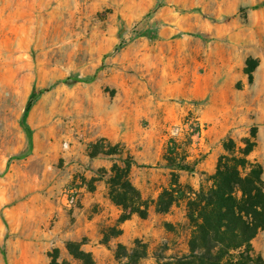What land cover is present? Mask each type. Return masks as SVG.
Segmentation results:
<instances>
[{
	"label": "rangeland",
	"instance_id": "374dc122",
	"mask_svg": "<svg viewBox=\"0 0 264 264\" xmlns=\"http://www.w3.org/2000/svg\"><path fill=\"white\" fill-rule=\"evenodd\" d=\"M122 117L128 147L99 135ZM252 128L264 170V0H0V264H80L68 243L95 264L135 241L140 264L187 254V202L155 203L174 181L206 187ZM101 140L107 170L88 156ZM126 159L145 219L109 199ZM252 246L264 259V232Z\"/></svg>",
	"mask_w": 264,
	"mask_h": 264
},
{
	"label": "trees",
	"instance_id": "16d2710c",
	"mask_svg": "<svg viewBox=\"0 0 264 264\" xmlns=\"http://www.w3.org/2000/svg\"><path fill=\"white\" fill-rule=\"evenodd\" d=\"M197 133L198 128L191 136ZM103 143L106 141L88 147L90 159L117 155L113 151L116 146L109 144L110 151L100 152ZM241 145L238 147L231 138L223 141L224 154L217 161L214 175L207 178L206 187L201 186L199 192L190 189L185 192L174 181L160 195L155 203L156 213H167L175 202H187L190 235L187 254L169 258L156 254L153 257L156 264H264V259L252 246L255 238L264 232V170L254 158L256 128L251 129ZM122 162L123 169L117 165L112 167L111 174L115 178L107 182L109 199L124 212L123 221L133 215L145 219L148 204L129 180L130 168L135 163L131 159ZM175 169L193 173L188 166H175ZM66 250L80 264H95L90 254L81 251V244L68 243ZM147 256L146 247L139 241H135L131 250L118 245L115 252L117 264H140ZM50 259V264H58L56 253Z\"/></svg>",
	"mask_w": 264,
	"mask_h": 264
},
{
	"label": "crops",
	"instance_id": "0c3cea01",
	"mask_svg": "<svg viewBox=\"0 0 264 264\" xmlns=\"http://www.w3.org/2000/svg\"><path fill=\"white\" fill-rule=\"evenodd\" d=\"M207 113H206V117L209 118V110L207 111ZM118 124H119V126H118ZM127 124H128L127 119H125L124 117H122L121 119L119 118L116 121V126L112 125L110 130L101 131L99 135L101 137L106 138V140H108V142L110 144L120 145V146L121 145L122 146L125 145L126 147H128L130 142H128ZM135 124L137 125L138 122H135ZM215 139L217 140V138H215V136H212L209 140H210L211 143H213ZM129 147L132 148L131 146H129ZM214 159H215V156L210 159V161H209V165L210 166L209 167H211V164L213 165V160ZM157 160H158V158H157ZM158 161H160V160H158ZM161 161L164 162L165 160L161 159ZM93 166L96 169H106L107 170V169L110 168L111 165H110V163L108 161L98 158V159L94 160ZM202 170L204 171V173H207L208 175H212L215 172V170H212V169H209V168H207V169L202 168ZM180 172H182V171H180ZM169 186H168V188H169ZM137 189L139 190V188H137ZM125 228L126 227L124 226L123 229H125Z\"/></svg>",
	"mask_w": 264,
	"mask_h": 264
},
{
	"label": "built area",
	"instance_id": "2783aa9c",
	"mask_svg": "<svg viewBox=\"0 0 264 264\" xmlns=\"http://www.w3.org/2000/svg\"><path fill=\"white\" fill-rule=\"evenodd\" d=\"M69 201L72 203V202H73V198H72V197H70Z\"/></svg>",
	"mask_w": 264,
	"mask_h": 264
}]
</instances>
